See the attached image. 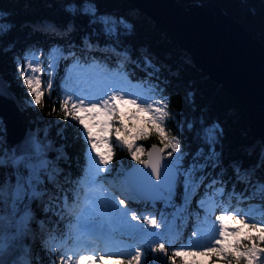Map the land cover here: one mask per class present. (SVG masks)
<instances>
[{"label":"snow or ice","instance_id":"6c2138e0","mask_svg":"<svg viewBox=\"0 0 264 264\" xmlns=\"http://www.w3.org/2000/svg\"><path fill=\"white\" fill-rule=\"evenodd\" d=\"M67 10L90 17L92 22L103 25L109 35H115L120 27L130 28L123 19L97 16L91 3L69 4ZM10 27L0 23V34H6ZM47 58L46 80L44 63L35 50L25 53L22 65L18 61V71L30 97L27 104L43 111L48 97L53 104L49 115L57 114L65 121L57 135L66 140L65 133L71 130L76 139L83 141L88 178L82 185L79 180L72 182L69 177H62V169L48 158L52 145L46 130L43 138L38 132L29 133L23 144L15 146L0 137V255L6 249L12 250L14 242L28 234L37 202L45 211H52L63 219L69 208L64 185L75 183L78 189L83 187L86 191L74 189L71 199L75 202L83 196L90 209L87 214L82 212L76 217L73 226L76 241L107 240L118 231L132 238L134 245H125L127 252H98L96 248L79 252L76 248L65 249V241L49 233L45 246L49 252L61 253L52 264H108L110 260L115 264H264V179L254 178L255 169L242 170L237 166L235 179L245 184V195L234 190L226 193L222 181L212 179L205 184L201 178L206 176L205 169L214 168L220 162L216 148L223 129L218 124L201 125L197 138L204 147L184 167L181 139L167 126L169 120L180 124L176 119L178 114L169 110L170 101L159 95L163 90L158 85L149 83L145 87L141 82L133 86L140 90L133 91L126 86L131 84L126 74L97 79L86 73L89 69H98L99 64L94 61L85 69L77 59L75 64L82 75L65 79L57 101L52 99V75L65 55L57 47L48 50ZM145 64L154 67L150 60L146 59ZM187 127L192 129V123H187ZM152 137L159 143L147 149L139 143ZM117 148L126 150L132 160L143 166L132 169L119 194L103 187L97 179L101 173L110 171ZM57 151V160L67 158L62 149ZM261 166H264V157ZM178 183L183 185L184 192L179 206L174 203ZM201 185L205 191L197 201V208L204 212V218L201 220L197 215L188 241L172 247L169 253V247L179 235L173 223L187 210L191 197ZM137 199L162 201L165 208H174L173 222L163 212L159 219L153 214L139 215L128 206L129 201ZM241 203L245 207H239ZM217 210L219 214H215ZM41 228H44L43 222ZM0 264L6 261L0 259Z\"/></svg>","mask_w":264,"mask_h":264},{"label":"trees","instance_id":"16d2710c","mask_svg":"<svg viewBox=\"0 0 264 264\" xmlns=\"http://www.w3.org/2000/svg\"><path fill=\"white\" fill-rule=\"evenodd\" d=\"M179 1L185 4L203 0ZM215 1L264 42V0ZM81 3L94 5L99 17L123 19L130 28L120 27L115 35H109L103 25L92 22L90 17L67 10L69 4L75 6ZM0 23L11 26L6 34H0V74L20 107L22 119L41 138L44 137L45 130L47 131L48 141L52 145L48 158L54 160L57 167L62 169V177L67 176L72 182L79 180L83 185L87 176L83 141L76 139L71 130L65 133L66 140L57 135L65 121L57 114L49 115L53 104L47 96L43 111L27 104L30 97L26 95L27 90L18 71V61L22 65V59L29 50H35L44 63L45 80L48 72V50L58 47L64 52L65 58L58 62L52 75L53 100L58 101L67 71L77 59L93 60L108 70H123L128 78L144 82L145 87L149 83L158 85L163 90L159 95L170 101L169 110L178 114L176 119L180 124L169 120L167 126L172 134L181 139L182 151L185 153L184 167L204 147L197 138L201 125L218 124L223 129V136L216 148L220 154V162L214 168L205 169L206 176L201 177L205 184L217 179L223 182L226 193L233 190L237 194L244 192L245 184L235 179L234 169L237 166L242 170L255 169L254 178L264 179V166H261L264 141L251 129L245 107L234 99L229 90L193 63L192 55L179 45L173 33L130 0H0ZM69 53L75 55L70 56ZM146 59L154 67H147ZM56 106L58 110V102ZM189 122L193 125L192 129L187 127ZM6 134L0 120V137L6 140ZM151 141L158 142L155 137L141 142L147 145ZM6 142L11 146L10 142ZM60 149L66 154V159H56L57 150ZM128 157L126 150L117 148L109 165L110 171L105 173L106 178L118 187L120 180L117 174L127 164ZM64 187L67 190L64 194L69 196L68 203L71 205L74 189L81 191L83 187L78 189L75 183L65 184ZM177 187L178 193L174 197L176 204L183 201L184 195L183 185L178 183ZM204 191L205 187L201 185L191 197L187 210L180 218L177 228L179 235L185 236L190 220L197 222V215L201 213L197 208V201ZM33 216L28 234L20 237L12 250L6 249L0 255V259L6 261V264H17L19 261H27L28 264H52L53 260L58 259L57 253L49 252L36 236L39 234L45 239L49 229L48 232H52L70 227L73 215L65 212L61 219L52 211H45L43 205L37 202L33 208ZM41 222L44 223L43 229ZM172 247L173 244L169 247V253Z\"/></svg>","mask_w":264,"mask_h":264},{"label":"water","instance_id":"95a60500","mask_svg":"<svg viewBox=\"0 0 264 264\" xmlns=\"http://www.w3.org/2000/svg\"><path fill=\"white\" fill-rule=\"evenodd\" d=\"M130 1L173 33L179 45L192 55L193 63L229 90L245 107L251 129L264 141V42L215 0L185 4L179 0ZM0 97L6 115L14 116L17 122L14 124L13 117L7 116V125L0 115L6 140L13 146L10 134L25 133L27 138L33 131L22 119L20 107L1 74Z\"/></svg>","mask_w":264,"mask_h":264},{"label":"rangeland","instance_id":"374dc122","mask_svg":"<svg viewBox=\"0 0 264 264\" xmlns=\"http://www.w3.org/2000/svg\"><path fill=\"white\" fill-rule=\"evenodd\" d=\"M37 53V52H36ZM37 55H38V53H37ZM25 57V56H24ZM40 59V58H39ZM41 60V59H40ZM23 62H24V58L22 59V64H23ZM81 65H83V67L85 68V69H88V66L89 65H91V64H81ZM116 73H122V71H115V72H113V71H106V70H104L102 67H100L99 66V68L98 69H95V71H93V70H91V69H89V71H88V73H86L87 75H89V76H92V75H95L96 76V78L97 79H102L104 76H106V75H112V74H116ZM72 76V77H79V76H81L82 75V73L79 71V69L76 67V64L70 69V71H69V73H68V76ZM128 81H130L131 82V84L130 85H126V86H128V87H130L131 88V90H133V91H139L140 89H138V88H136V87H133V86H136V85H138L139 83L138 82H135V81H131L130 79H128ZM1 119V118H0ZM20 129V128H19ZM20 130H22V129H20ZM174 155H178V154H174ZM131 161H134V160H132L131 159ZM101 175V174H100ZM98 176L97 177V179L99 180V182H100V184H102L103 185V187H105V188H107L109 191H111V192H114V190H112L110 187H108L107 185H106V183H105V181L103 180V178L101 177V176ZM120 178H121V181H122V186H125V184H126V180L123 178V176H122V174H121V176H120ZM85 190H86V188H85ZM115 193V192H114ZM79 204L78 205H76L77 206V210H76V216H78V215H80L82 212L83 213H85V214H87L89 211H90V209L88 208V205H87V202L84 200V198H83V196L82 197H80L79 199ZM83 205V206H82ZM82 206V207H81ZM173 222V221H172ZM132 223H136L135 221H133ZM173 227H175L174 226V224H173ZM114 232H118V231H114ZM119 236V235H118ZM37 239L41 242V243H44L43 245L45 246V239H43L39 234H37ZM118 240L120 241V242H122L123 243V245H124V243L125 242H127V240H124V239H121L120 238V236H119V238H118ZM48 241V240H47ZM117 241V240H116ZM129 242H131V243H133L134 244V241L133 240H130ZM67 248H70V247H65V249H67ZM73 248V247H72ZM109 249V248H108ZM97 251H98V249H97ZM120 251H123V252H127L128 250H126L124 247H120ZM99 252V251H98ZM109 262V264H115V262L114 261H108Z\"/></svg>","mask_w":264,"mask_h":264},{"label":"bare ground","instance_id":"6f19581e","mask_svg":"<svg viewBox=\"0 0 264 264\" xmlns=\"http://www.w3.org/2000/svg\"><path fill=\"white\" fill-rule=\"evenodd\" d=\"M4 100L0 97V115L4 118V120L7 122V125H8V120H7V116L8 115H6V113H5V111H4V109H2V108H5V103L3 102ZM12 111V110H11ZM9 118H11V117H13L12 119H13V123L14 124H16L17 122H16V119L14 118V116H11L10 117V115L8 116ZM16 118H17V116H16ZM16 122V123H15ZM25 134V133H24ZM24 134H21V135H18V134H15V133H13V134H10V136H9V139L13 142V146H15V145H21V144H23V142L25 141V139H26V137H25V135ZM13 137V138H12ZM14 139V140H13Z\"/></svg>","mask_w":264,"mask_h":264}]
</instances>
